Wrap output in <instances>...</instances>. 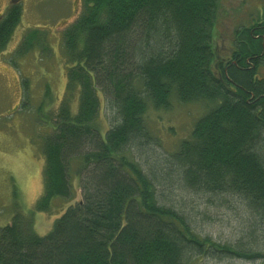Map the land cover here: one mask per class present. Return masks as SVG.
<instances>
[{
    "label": "trees",
    "instance_id": "trees-1",
    "mask_svg": "<svg viewBox=\"0 0 264 264\" xmlns=\"http://www.w3.org/2000/svg\"><path fill=\"white\" fill-rule=\"evenodd\" d=\"M81 3L62 32L65 92L45 115L43 192L28 211L15 202L0 226V264H200L206 254L264 262V7L235 27L221 57L222 0ZM22 13L14 4L0 19V51ZM175 99L206 110L158 168H143L138 154L155 138L149 111ZM76 180L81 199L39 234L35 212L72 198ZM175 189L240 200L252 218L246 237L222 243L197 232L191 214L171 205Z\"/></svg>",
    "mask_w": 264,
    "mask_h": 264
},
{
    "label": "rangeland",
    "instance_id": "rangeland-1",
    "mask_svg": "<svg viewBox=\"0 0 264 264\" xmlns=\"http://www.w3.org/2000/svg\"><path fill=\"white\" fill-rule=\"evenodd\" d=\"M0 0V11L6 5ZM23 13L6 48L0 51V226L12 220L14 204L32 208L43 192L42 137L52 128L45 118L56 110L65 92L66 62L62 32L80 12L81 0H22ZM264 7V0H222L214 32L218 55L228 53L236 26L248 23ZM24 49H23V48ZM19 48L24 52H18ZM260 74L264 76V65ZM26 81V83L24 82ZM77 100L71 102L76 108ZM41 104L43 109L40 110ZM203 103H180L150 110L147 124L154 135L138 160L143 168L159 167L161 160L190 134ZM44 116V117H43ZM99 120L111 124V106L104 99ZM72 198H55L49 211L35 212V229L48 232L55 218L70 203L81 199L79 180ZM170 201L191 214L196 231L219 242L235 243L246 237L252 221L240 200L232 196H195L179 189L167 191ZM17 198V199H15ZM264 249V241L258 245ZM200 264H264L262 260L206 254Z\"/></svg>",
    "mask_w": 264,
    "mask_h": 264
},
{
    "label": "flooded vegetation",
    "instance_id": "flooded-vegetation-1",
    "mask_svg": "<svg viewBox=\"0 0 264 264\" xmlns=\"http://www.w3.org/2000/svg\"><path fill=\"white\" fill-rule=\"evenodd\" d=\"M7 3L4 6V8L0 11V19L3 17V15L7 12L8 8L11 5H18V4H22V0H6Z\"/></svg>",
    "mask_w": 264,
    "mask_h": 264
}]
</instances>
